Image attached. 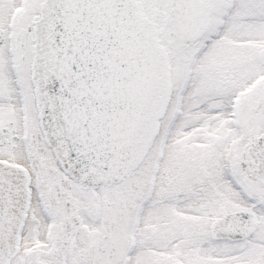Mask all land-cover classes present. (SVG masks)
<instances>
[{"label":"snow or ice","instance_id":"obj_1","mask_svg":"<svg viewBox=\"0 0 264 264\" xmlns=\"http://www.w3.org/2000/svg\"><path fill=\"white\" fill-rule=\"evenodd\" d=\"M0 264H264V0H0Z\"/></svg>","mask_w":264,"mask_h":264}]
</instances>
